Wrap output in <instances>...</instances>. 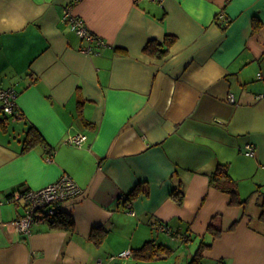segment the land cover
Listing matches in <instances>:
<instances>
[{"label": "crops", "instance_id": "crops-1", "mask_svg": "<svg viewBox=\"0 0 264 264\" xmlns=\"http://www.w3.org/2000/svg\"><path fill=\"white\" fill-rule=\"evenodd\" d=\"M68 4L107 42L99 55L61 21ZM166 35L164 56L144 51ZM0 85L19 114L0 127V264H96L148 240L165 249L109 264H188L201 242L202 264H264V0H0ZM31 126L43 141L23 150ZM220 164L243 203L210 184ZM62 174L81 188L62 207L73 229L18 231L9 195Z\"/></svg>", "mask_w": 264, "mask_h": 264}, {"label": "built area", "instance_id": "built-area-1", "mask_svg": "<svg viewBox=\"0 0 264 264\" xmlns=\"http://www.w3.org/2000/svg\"><path fill=\"white\" fill-rule=\"evenodd\" d=\"M160 1V0H156ZM218 20L224 21L223 13H219ZM61 21L85 43L80 50L90 55H99L100 49L107 46L104 38L93 33L85 24L84 20L72 12V4H68L61 16ZM261 76V74H259ZM16 91L13 87H3L0 85V111L2 113L17 116L16 109ZM258 97H264V93L258 94ZM228 101L233 102L232 94L228 95ZM87 139L84 133L68 134L65 142L68 144L81 146ZM246 153L254 155V145L247 143L245 145ZM81 193V188L68 174H62L55 181L39 188H20L14 190L8 197L10 201H21L24 206V213L13 219L11 224L24 233H28L31 227L36 223H50L63 211V203L69 199L77 197ZM133 213V211H131ZM158 231L170 233V228L165 223L157 225ZM131 254L129 249L123 250L116 255H111L108 261L103 262L101 259L96 264H109L116 258L126 257Z\"/></svg>", "mask_w": 264, "mask_h": 264}, {"label": "trees", "instance_id": "trees-1", "mask_svg": "<svg viewBox=\"0 0 264 264\" xmlns=\"http://www.w3.org/2000/svg\"><path fill=\"white\" fill-rule=\"evenodd\" d=\"M175 36L174 35H166L162 41H158L155 39L149 40L145 46L144 51L147 52L150 55L156 56V57H162L166 54L168 47L174 42ZM1 112V111H0ZM2 113V112H1ZM19 116V115H17ZM16 116V117H17ZM7 118L8 116L3 113V116L0 117V127L3 131H6L7 127ZM43 141V138L41 137L40 133L34 128L29 127L27 130L26 136L24 138L23 143V150H25L28 147H31L35 145L37 142ZM221 177H225V182L223 184H220L218 181ZM210 184H214L219 186L223 191L230 194V203L232 204H241L244 201L240 200L237 191L235 188V183L233 179L229 176L227 171V165L226 164H220L217 166L215 171H213L210 174L209 178ZM139 192V188L136 187L133 189L128 195V198H133L137 193ZM172 198L177 203H182L183 200V192L180 189V187H176L171 192ZM258 207H259V215L258 219L264 223V192L258 193ZM52 227H59L64 228L68 230L73 229V221L72 218L63 211L58 213L57 217L49 223ZM216 224L212 221L209 223L208 226V232L215 238L220 235V229L215 226ZM104 237V232H101L99 230H94L91 234V238L94 239L95 243L99 244L102 242V239ZM209 246V244H205L204 242H201L198 246L197 250L195 251L192 260L188 264H202V252L203 250ZM156 249H165V247L161 245H155L153 240H148L142 245L140 248L133 249L131 251L132 256L136 258H145V259H151L153 257L154 252Z\"/></svg>", "mask_w": 264, "mask_h": 264}]
</instances>
